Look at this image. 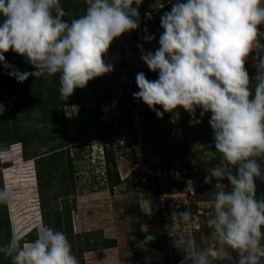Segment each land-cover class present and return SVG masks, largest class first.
<instances>
[{
  "label": "clouds",
  "instance_id": "1",
  "mask_svg": "<svg viewBox=\"0 0 264 264\" xmlns=\"http://www.w3.org/2000/svg\"><path fill=\"white\" fill-rule=\"evenodd\" d=\"M142 2L86 0L85 12L69 22L62 19L66 13L60 0H0V65L17 82L58 74L59 96L67 99L76 88L113 71L103 56L115 38L138 29ZM262 24L264 0H176L160 17L159 47L153 52L137 45L143 62L158 76L149 80L137 72L139 91L133 97L158 118L165 112L177 116L175 110L182 108L193 117L189 123L196 124L201 122L195 119L197 109L201 118L210 113L212 143L221 154L204 177L206 184L215 179L206 223L216 246L199 249L193 239L173 235L174 222L170 227L173 246L191 264L225 259L228 250L236 253V264H264V198L256 195V180H264L258 162L264 160V31L258 28ZM142 38L151 42L155 36L145 28ZM9 50L35 70L20 71L9 64L4 55ZM250 53L256 60L254 82L245 69ZM185 190H193L190 179ZM13 199L11 189L0 187V204ZM175 214L184 224L192 218L189 210ZM153 239L147 235L144 242ZM0 256L9 258L10 264H78L65 234L44 225L37 226L31 242L13 232L0 245Z\"/></svg>",
  "mask_w": 264,
  "mask_h": 264
},
{
  "label": "rangeland",
  "instance_id": "2",
  "mask_svg": "<svg viewBox=\"0 0 264 264\" xmlns=\"http://www.w3.org/2000/svg\"><path fill=\"white\" fill-rule=\"evenodd\" d=\"M146 1L153 9L159 7L160 0ZM138 12L139 17L142 14L143 21L136 29V38L143 49L147 47L148 51L154 52L156 47L145 42L142 38L145 35V28L147 33L152 35L149 18L153 17V13L148 11L147 14H144L140 10ZM258 28L264 31V24L258 25ZM138 34H140L139 37H137ZM132 38V31L123 33L112 41L107 53L103 56L105 63L113 66V71L97 78L102 79L105 86L109 88L110 98L83 106L73 104L64 108L67 136L61 135L51 141L52 135L47 129L41 140L43 143L31 145L27 149V154L23 147L19 148L21 147L19 143L6 147H2L3 144L0 143V181L3 183L1 186L14 192V199L6 204L10 232L11 235L15 232L23 236L32 229H37L39 225L45 226L36 178V160L48 151L50 146L66 144L64 148H67L69 156L74 159V192L66 197L68 204L72 207L70 212L72 232L101 231L104 237L114 238L116 241L115 247L85 252L84 264H166L167 260L171 259L175 264H191V260L186 257L185 253L173 246V237L169 232L174 222L176 225L174 236L193 239L199 249H205L210 245L216 246L212 230L206 223L212 212L209 201L212 198L215 179L208 187L204 183V177L208 175L207 169L214 167L219 162L213 160L214 149L212 147L214 144L195 138L197 133L207 132L211 128L208 123L211 114L206 113L201 118L200 110L197 109L195 119H199L201 122L190 124L189 121L193 117L186 113L183 116L186 124L182 127V132L176 126L172 128L164 126L165 118H167V122L176 121L178 115L173 116L172 113L165 112L162 118H158L145 103L137 100L138 107L135 108L138 111L137 126L113 124V128L107 127L106 130L100 131L96 127V122L93 121L98 117L99 123L108 125L112 121L118 122L120 118L127 116L133 110L131 104L136 99L134 97L131 99V96L124 97L126 92L118 89L115 83V80L116 82L124 80L127 86L130 85L129 75H125L124 78L121 76L119 80L117 70L122 68L121 61L124 56L129 59L128 54H132L129 49L125 48ZM133 52L134 59H129L126 64H131L133 61L134 70L129 68L126 71L129 74L132 73L135 78V74L140 72L143 66L139 61L140 48L136 47ZM249 55V77L250 81L254 82L257 68L254 58H252L254 54L250 53ZM126 71L123 70V72ZM144 74L149 79L153 75V71L148 69ZM118 93L123 97H120ZM155 107L163 111L160 105ZM127 110L129 111L127 112ZM168 116L170 117L168 118ZM38 118L39 115L34 112L30 118H19V123L25 125V128L31 126L40 128V123H37L39 122ZM81 124H84L83 129L80 128ZM172 129H178L181 136L176 131L171 135L170 130ZM167 130L170 131L169 134L166 132ZM134 134L141 135L142 149L144 146L146 150L157 153L158 157L146 156L142 160L138 156L140 152H135V146L133 147L134 151L120 146L121 140L126 135ZM110 137L113 138L110 145L114 150L117 174L120 180H123L113 188H110L104 179L105 169L101 147V144L108 142ZM156 149L163 150V155L166 158H175L174 162L178 159L180 164L183 162L180 170L190 172L193 190H185L186 184L182 174L175 173L174 177L168 175L162 177L160 185L168 186L170 189L166 196L154 194V185L141 181L143 174L148 175L149 171L158 168L156 158H159V153ZM33 155L37 156L31 157ZM78 155L81 158L75 159ZM175 181L182 182L180 188L174 184ZM226 182L225 180L224 183L227 184ZM59 188L60 185H57L54 189ZM205 196L208 197L203 198ZM161 198L164 201L161 202ZM63 201L64 197L61 196L50 201L48 206L60 210L63 207ZM185 210L192 213L191 220L186 224L180 223L175 214L176 211ZM203 224H206V227L202 229ZM194 227L197 230L193 229ZM142 228L146 230H142ZM147 235L154 236V239L145 243ZM149 244H155V247H151ZM177 256H181V258L177 259ZM211 264H236V253L228 250V256L225 259L212 260Z\"/></svg>",
  "mask_w": 264,
  "mask_h": 264
},
{
  "label": "trees",
  "instance_id": "3",
  "mask_svg": "<svg viewBox=\"0 0 264 264\" xmlns=\"http://www.w3.org/2000/svg\"><path fill=\"white\" fill-rule=\"evenodd\" d=\"M181 2H183V0H181ZM173 3L176 2L171 0V3H169V0H160L159 7L153 9L147 4L146 0H143L142 4L138 7V10L142 11L144 14L148 13V11L153 13L152 20L149 23L151 25L152 35L155 36V39L149 42V44L156 47V49L159 47V35L163 31L160 26V17L164 12L171 9ZM60 4L66 13L62 19L69 22L71 19L82 15L87 7L85 0H60ZM132 35L133 38L129 41V45L131 49L134 50L138 44L136 30H132ZM144 50L148 51L147 47H145ZM4 55L5 60L9 64L18 68L20 71L31 72L35 70L32 65L25 62L24 57L11 50L6 52ZM249 57L250 55L245 60V69L250 75V71L248 70ZM252 58H254V56H252ZM254 62L256 63L255 59ZM122 66H126L124 61L122 62ZM142 66L143 70L141 69L140 72L146 73L149 68L144 62ZM157 76L158 73L153 71V75L149 78V80H154ZM123 85L124 87L126 86L125 83H123ZM135 85L137 86L134 78L132 79V84L128 89L129 92L126 94L127 98L129 96L133 98L132 93H134L133 89ZM58 88V74L50 77H40L37 79L30 76L24 82H17L14 77L7 75L6 70L2 65H0V104L4 107L3 114H0V143L3 144L2 147L20 142L23 150L27 154V149L31 145L35 146L36 144L43 143L41 140L47 129L52 135L50 139L51 141H54L61 135L67 136V121L64 110L66 106L73 104L83 106L88 103L97 102L101 99L110 98L109 88L105 86L102 79L97 77L88 81L85 87L76 88L73 94L67 99L60 98ZM137 91H139V89ZM128 111L129 110H127V112ZM175 111L178 112V117L172 126H176L182 131V127L186 124V120L184 121L183 116H185L188 112L182 108H178ZM34 112L39 115V118L37 119L39 122L37 123H40V128H37L36 126L25 128V125H21L19 123V118H30ZM132 117L133 115L131 112L130 114H127V116L120 118L117 125H131ZM169 117L170 116H168V118ZM166 119L167 118L164 120V126H167L168 128L170 124H168ZM93 121L96 122V127H98L100 131L106 130L107 127H114V121L108 125L99 123L98 117L94 118ZM83 127L84 124H81L80 128L83 129ZM201 130H203V128H201ZM166 132L169 134L170 131L167 130ZM136 136L137 134L126 135L123 138L122 146L126 148L135 144ZM195 138L201 139L206 143H211L213 141V131L210 128L207 132L203 131L197 133ZM112 141L113 138L110 137L108 142H103V144H101L105 169L104 179L110 188L115 187L123 181L120 180L117 174L116 164L114 161V150L110 145ZM44 143L46 144V142ZM65 146L66 144H60L58 146L52 145L49 147L48 151L36 160V178L40 194L41 211L43 212L45 226L63 232L71 245L72 252L76 257L78 264H84L83 258L85 252L94 251L100 248L115 247L116 241L114 238L104 237L101 231H85L82 233L72 232L70 215L72 207L68 204L66 197L74 192V159L69 156V151L67 148H64ZM212 148L214 149L213 160L220 162L221 154L215 150L214 145ZM156 151L159 153V165L161 168L164 166L169 168L171 163L176 160L173 157L166 158L163 155V150L156 149ZM36 156L37 155H33L31 157ZM80 158V155H78L75 159ZM258 162L260 163L261 168L264 169V160H258ZM182 164L183 162H181V165ZM138 173L139 171L137 174ZM176 173L178 175L181 173L179 168L176 169ZM185 175L188 177L191 174L190 172H187ZM148 179L150 181L154 180V194L162 195L163 193H169L170 189L168 186L162 187L156 179H152L150 177H148ZM2 184L3 183L0 181V187H2ZM174 184L180 188L182 182L175 181ZM57 185H60V188L55 190L54 188ZM205 185L209 187L211 184ZM256 195L257 198H264V180L262 179L256 180ZM61 196L64 197L62 209H52L48 206L50 201ZM189 197L192 198V196ZM207 197L208 196H205L203 198ZM203 227L205 228L206 224L202 225V229ZM10 237V223L6 211V204H0V245L6 244ZM21 237L23 238V242H31L35 240L36 229H32ZM149 246L155 247V244H149ZM180 258L181 256H177V259ZM0 264H10V259L0 256ZM166 264H172V261L167 260Z\"/></svg>",
  "mask_w": 264,
  "mask_h": 264
},
{
  "label": "built area",
  "instance_id": "4",
  "mask_svg": "<svg viewBox=\"0 0 264 264\" xmlns=\"http://www.w3.org/2000/svg\"><path fill=\"white\" fill-rule=\"evenodd\" d=\"M141 15V14H140ZM149 20H152V16L149 18ZM143 21V18H141V17H139V21H138V24H139V27H140V22H142ZM147 24H148V22H146ZM138 27V28H139ZM139 35L140 34H138L137 35V37H139ZM138 39V38H137ZM137 45H139V41H138V44ZM126 49H129V52H132V54H128V58L129 59H134L133 57V55H134V52H133V50L131 49V47H130V45H129V41H128V46H126L125 47ZM140 59H139V61L141 62V64L140 65H143V60L141 59V57H139ZM129 59H127L125 56H124V58L122 59V61H121V65H122V62L124 61L125 62V64L126 63H128L127 61L129 60ZM133 61H132V63L131 64H126V66H122V68H120V70H117V77H120L119 78V80L121 79V76H123V78H124V76L125 75H129V80L131 81L130 82V85L132 84V79H134V77H133V74L132 73H128L126 70H128L129 68H132V71L134 70L133 69ZM123 70L124 71H126V72H123ZM136 70V69H135ZM131 71V70H130ZM126 73V74H125ZM132 76V78H130ZM115 83H116V86L118 87V89H120V90H122L123 92L125 91L126 93H125V95H124V97H126V94L129 92L128 91V89L130 88V85L129 86H127V83L126 82H124V80L123 81H119V82H116V80H115ZM123 83H125L126 84V86L124 87V85H123ZM128 87V89L126 90V88ZM137 88V89H136ZM119 90V91H120ZM137 90H138V87L135 85L134 86V89H133V91L134 92H137ZM119 94V93H118ZM120 95V94H119ZM120 97H123V95H120ZM131 99H134V98H132L131 97ZM137 99L133 102V104H131V107H133V110H132V115H133V117H132V123H131V125H133V126H137L136 124H137V121H138V111H137V109H135L136 107H138L137 106ZM172 121V120H171ZM171 121H169L168 122V124L169 123H173V122H171ZM114 124H116L117 125V121H114ZM173 125V124H172ZM172 125H169V127H174V126H172ZM171 131V135H173L174 134V132L176 131L177 132V134H179L180 136H181V134H180V132L178 131V129L177 130H175V129H172V130H170ZM136 143L135 144H132V146H129V147H126V149H131V150H133L134 151V149H135V152L137 153V152H140V154H138V156H140L141 157V159L142 160H144V157H151V158H155L156 156H157V153H155L154 151H149L148 149L146 150V148H144V146H143V149H142V138H141V135L140 134H138L137 136H136ZM123 144V140H121V144H120V146ZM135 146V147H134ZM133 147H134V149H133ZM158 157V156H157ZM145 161H146V158H145ZM156 163H157V165H158V168H156L157 170H153V171H149L148 172V175L147 174H143V176L141 177V181H144L145 183H147V184H153L154 185V180L153 181H150L149 179H148V177H150V178H152V179H156V181H158V183L159 184H161V181H162V177H165L166 175H168L169 177H174L175 176V173H176V169H180V166H181V164H180V161L179 160H177L176 162H172L171 163V165L169 166V168H167L166 166H164L163 168H161L160 167V159L158 158H156ZM141 163H142V161H140ZM181 171V173L179 174V175H181L182 174V176H183V178H184V183L186 184V181L187 180H191L192 181V178H190V176H188V177H186V173L187 172H185V171H182V170H180ZM177 174V173H176ZM162 186V185H161ZM168 193H163V195L164 196H166ZM162 200H160L161 202L162 201H164L163 200V198H161ZM193 229H196L195 227L193 228ZM171 261H172V264H175L174 263V260L173 259H171Z\"/></svg>",
  "mask_w": 264,
  "mask_h": 264
},
{
  "label": "bare ground",
  "instance_id": "5",
  "mask_svg": "<svg viewBox=\"0 0 264 264\" xmlns=\"http://www.w3.org/2000/svg\"><path fill=\"white\" fill-rule=\"evenodd\" d=\"M147 14V13H146Z\"/></svg>",
  "mask_w": 264,
  "mask_h": 264
}]
</instances>
